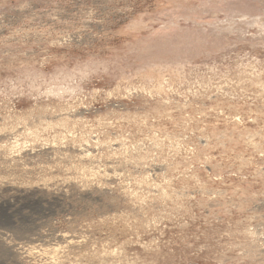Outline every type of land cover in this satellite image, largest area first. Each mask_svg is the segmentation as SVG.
<instances>
[{
  "label": "rangeland",
  "instance_id": "374dc122",
  "mask_svg": "<svg viewBox=\"0 0 264 264\" xmlns=\"http://www.w3.org/2000/svg\"><path fill=\"white\" fill-rule=\"evenodd\" d=\"M0 264H264V0H0Z\"/></svg>",
  "mask_w": 264,
  "mask_h": 264
},
{
  "label": "bare ground",
  "instance_id": "6f19581e",
  "mask_svg": "<svg viewBox=\"0 0 264 264\" xmlns=\"http://www.w3.org/2000/svg\"><path fill=\"white\" fill-rule=\"evenodd\" d=\"M1 206H2L3 208H7L5 202H3V203L1 204ZM62 238L65 239L64 237H62Z\"/></svg>",
  "mask_w": 264,
  "mask_h": 264
}]
</instances>
